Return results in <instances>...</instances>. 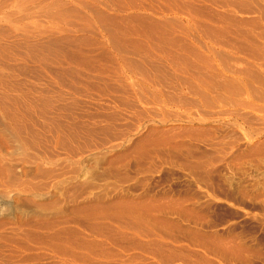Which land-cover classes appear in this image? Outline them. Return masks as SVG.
Returning <instances> with one entry per match:
<instances>
[{
    "label": "rangeland",
    "instance_id": "1",
    "mask_svg": "<svg viewBox=\"0 0 264 264\" xmlns=\"http://www.w3.org/2000/svg\"><path fill=\"white\" fill-rule=\"evenodd\" d=\"M235 3V49L244 31L264 49V0ZM93 26L81 49L99 59ZM183 30L181 41L201 45ZM10 32L0 36V104L17 118L11 129L0 111V264H264V54L221 52L213 62L235 69V95L211 92L221 100L204 106L187 89L204 78L161 61L158 87L179 98L169 104L139 88L140 74L122 79L125 92L95 90L102 81L61 54L73 41L31 50Z\"/></svg>",
    "mask_w": 264,
    "mask_h": 264
},
{
    "label": "bare ground",
    "instance_id": "2",
    "mask_svg": "<svg viewBox=\"0 0 264 264\" xmlns=\"http://www.w3.org/2000/svg\"><path fill=\"white\" fill-rule=\"evenodd\" d=\"M235 4V0H149L148 2L147 0H66V2H60V0H0V36L5 38L11 34L10 30H12V32H17L13 28L21 26V28H17L20 31L15 34L20 36L25 42L30 43L31 50H34L37 45L46 50L49 46L41 45L40 43L43 38L52 41L54 44L73 41L76 44L75 52L72 54L61 52V54L72 62L73 59L76 60L77 65H81L83 71H88L91 75L93 74L102 81L101 87L95 85L94 82L90 83L94 84L91 86L95 90H106L109 88L111 90V87H114L119 93L125 92L126 89H124L125 86L122 84V79L124 78V81L129 79V81H131L133 77H136L134 75L140 74L142 76L140 77L137 75L140 77H137V82L141 90L149 89L147 93L159 96L162 102L168 101L170 102L169 104H178L179 98L170 93L167 94L163 92V88L159 89L158 87L161 82L160 78L156 77L155 73L165 68L161 63V61H165L170 66L178 68V71L181 70L191 75L193 79V73H195V75L197 74L198 78L195 76L197 80L204 78V80H199L201 82L200 88L189 86L190 84L187 86L188 94L190 93L191 96H198L200 102L204 106L211 103L214 104L221 100L220 96H211V92L219 90L221 92H231L235 95V69L223 64V61L222 66H219L221 65L220 63L217 65L216 62H213L219 58L221 52H232L235 55V50H238V52L247 55L249 58L259 57L261 54H264L262 53L264 49L257 43L256 38L253 36V32L252 34L246 33V31H244L245 33H241L239 36L242 42L239 40V47L235 49V17L231 14L234 11L233 9H235ZM213 6H217L218 9L213 8ZM147 11H150V14L147 13ZM184 14H186V18L183 20L182 17L184 16L182 15ZM73 18L76 20L80 19V21L82 20L81 22L83 25L79 21V24L82 26L80 25L78 28L80 33L81 31L83 32V36L81 37H77L74 31L72 33L73 25L77 26V24L73 22ZM43 20L44 25L47 27L43 25ZM252 22H254V20ZM93 25L96 26V31L99 32L100 35H98L101 37V41L97 43L95 41V43L103 54L101 58H93L94 60L81 49V45L83 43L86 44V40H88V38H84V35L89 33ZM256 27L258 26L256 25ZM184 28H192L197 33H200L201 45L194 44L193 46L195 47H193L191 44H186L181 41L183 36H188L189 34V31L183 30ZM78 30L77 32H79ZM176 30H179L180 34H177ZM92 34L94 35V33ZM230 40H232L234 44H230ZM95 43L91 44L94 45ZM86 45L89 44L87 43ZM195 49L199 50V53L202 55L196 53L200 56V60H197V62L201 63V67L192 64V61H196L192 60V54L196 52ZM57 53L54 57H57ZM232 53L231 55H233ZM135 56H140L143 59L137 61ZM99 60H101V62L103 60L106 65L101 64ZM144 61H147V64H144ZM148 62H151V64ZM258 64V67H261L260 63ZM190 70H192L193 73H190ZM205 77L210 81L205 82ZM130 85L134 86V83L131 82ZM133 86H131V88ZM136 88L138 89V86ZM247 88L249 87H246V89ZM103 90H100V92L102 93ZM132 92L130 90V93ZM138 92L139 94L141 93L140 91ZM133 93V95H135V92ZM248 95H250V93H248ZM140 96H143L140 98H146L143 94ZM148 96L150 95H147V97ZM5 100V98L3 101L1 100L0 111L3 117L8 120L7 125L10 124L9 126L11 127V121L15 120L17 117L11 115ZM138 101H140V99ZM154 101H156L155 98ZM189 101L192 100L190 99L188 102ZM119 103L121 102L119 101ZM12 132H14V136L21 143L19 146L26 149L27 144H25L22 138V129L13 128ZM61 233L58 232L53 235L59 242L57 246L62 250L70 249L66 244L69 243L73 245L72 237L70 236V240L68 238L69 236L61 235ZM45 238H47V236ZM47 241L49 242V239ZM15 244L17 245L18 243ZM40 245H43V243ZM18 246L20 247L19 244ZM45 246H47V244H45ZM51 247L53 248V246ZM58 254L62 255L60 253ZM103 256L104 254L102 257ZM95 262L96 261H94V263Z\"/></svg>",
    "mask_w": 264,
    "mask_h": 264
}]
</instances>
